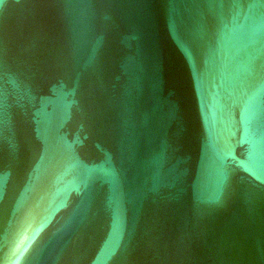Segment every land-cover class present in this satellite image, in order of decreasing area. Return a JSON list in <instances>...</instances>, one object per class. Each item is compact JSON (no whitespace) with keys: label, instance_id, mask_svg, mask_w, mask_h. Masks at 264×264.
I'll use <instances>...</instances> for the list:
<instances>
[{"label":"water","instance_id":"1","mask_svg":"<svg viewBox=\"0 0 264 264\" xmlns=\"http://www.w3.org/2000/svg\"><path fill=\"white\" fill-rule=\"evenodd\" d=\"M5 264H264V0H0Z\"/></svg>","mask_w":264,"mask_h":264},{"label":"snow or ice","instance_id":"2","mask_svg":"<svg viewBox=\"0 0 264 264\" xmlns=\"http://www.w3.org/2000/svg\"><path fill=\"white\" fill-rule=\"evenodd\" d=\"M0 264H5V260L2 257H0ZM10 264H20V261L17 258H12Z\"/></svg>","mask_w":264,"mask_h":264}]
</instances>
